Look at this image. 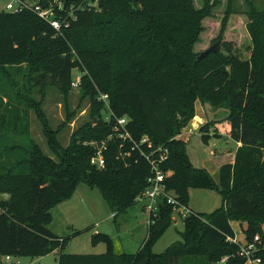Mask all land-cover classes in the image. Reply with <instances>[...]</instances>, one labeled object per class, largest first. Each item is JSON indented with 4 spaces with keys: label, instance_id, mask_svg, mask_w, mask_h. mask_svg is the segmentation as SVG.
Segmentation results:
<instances>
[{
    "label": "trees",
    "instance_id": "1",
    "mask_svg": "<svg viewBox=\"0 0 264 264\" xmlns=\"http://www.w3.org/2000/svg\"><path fill=\"white\" fill-rule=\"evenodd\" d=\"M23 1L50 6L53 0ZM64 3V10H56L60 30L30 8L0 11V89L10 85L5 76L13 67L18 74L27 73L35 86H56L66 93L74 82L73 71L79 69V86L89 77L96 102L92 120L77 130L67 148L58 145L55 133L48 135L50 128L45 130L54 157L40 151L29 137L27 125L10 123L12 134L2 135L4 146L20 161L0 174V193L9 195L0 200V263L4 264L2 257L44 256L61 249L58 264H180L187 257H206L212 264L225 256L229 258L223 264H244L239 245L228 241L236 236L232 218L247 219L242 228L247 240L259 235L264 242V227L258 223L264 221V47L258 42L251 13L245 12L252 44L248 57L225 40L232 15L240 13L229 11L213 41L218 42V51L199 60L193 57L202 53L196 51V45L214 13L197 9L193 0ZM95 26H104V32L100 34ZM212 56L218 60L208 63ZM108 71L112 75L109 81L104 78ZM212 85L215 93L209 90ZM101 94L109 95L108 102L100 99ZM205 96L214 105L229 108L227 134L241 143L234 154L219 161L217 177L194 166L188 142L174 138L188 120L180 122L175 131L168 120L171 101L190 108L186 114L193 118V102ZM19 102L29 108L23 100ZM5 105L11 108L13 98ZM123 116L129 117L128 129L135 139L148 135L154 146L169 148L170 157L161 166L171 170L166 184L179 203L189 207L193 187L216 190L224 204L212 214L184 218L182 241L163 253L154 252L153 245L178 212L166 201L158 203V218L150 226L154 230L137 252L116 253L112 238L99 233L93 242L107 243L106 253H64L67 240L48 227L53 219L50 210L70 199L80 184L98 189L115 219L137 203L136 197L149 185L151 165L141 154L148 150L147 144L131 150L127 143L123 150H130L131 156L119 158L121 142L115 137L105 152L106 166L101 169L91 163L96 154L91 142L107 139L116 119ZM200 131L206 144L225 135L216 129L206 131L205 126ZM8 155L1 154L0 161L10 159L12 154ZM262 246L259 254L264 264Z\"/></svg>",
    "mask_w": 264,
    "mask_h": 264
},
{
    "label": "rangeland",
    "instance_id": "2",
    "mask_svg": "<svg viewBox=\"0 0 264 264\" xmlns=\"http://www.w3.org/2000/svg\"><path fill=\"white\" fill-rule=\"evenodd\" d=\"M193 2L197 9L207 8L214 13V16L205 22V30L201 41L196 45V51L203 52L215 44L213 41L220 33L221 19L229 11L240 13L232 15L225 40L229 39L238 53L246 57L250 55L252 44L246 30L248 17L245 14V12H250L258 42L264 47V0H193ZM10 3L17 5L18 0H0V11H8L7 5ZM95 28L100 30V34L104 32V26H95ZM222 50L225 54L226 49L223 47ZM193 57L197 58L199 54ZM213 60H218V58L212 56L208 59V63H212ZM22 66L26 67L25 64ZM10 72L11 74L5 76L10 85L4 90L0 89V155L8 153V156L10 154L12 156L10 159L0 161V174H4L20 161L14 155L15 153H12V150L3 143L2 135L12 134L11 129H8L10 123L15 127L27 125L29 137L39 146L40 151L47 156L54 157L49 144L50 138L45 130L50 128L48 135L54 136L55 133L58 145L67 148L73 144L77 130L90 123L96 110L95 94L89 89V77L81 86L72 85L68 92L62 93L56 86H35L29 80L27 73L18 74L13 67L10 68ZM73 74L74 81L79 82L82 72L76 69ZM104 78L107 81L112 80L109 71L104 73ZM209 90L216 92L213 85ZM10 98L14 101L11 108L5 105ZM204 98L206 100L196 98L193 102V118L186 114L190 108L171 101L168 107V120L173 131L178 129L180 122L188 120L181 132L174 134V138L182 139L183 136L182 140L188 142V153L194 166L214 172L219 166V161H224L225 155H229L234 149L235 140L227 136L230 126L227 119L229 108L224 104L214 105L209 98L206 96ZM19 100L26 102L29 108L21 105ZM201 126H205L206 131L213 132L216 129L225 135L223 138H213L209 144H206L202 140ZM217 174L216 171V177ZM2 198H9V195L0 193V200ZM188 204L189 210L209 215L221 208L224 202L223 197L216 190L192 187L189 189ZM146 206L147 201L137 202L115 219L100 191L86 184H80L70 199L58 202L50 210L53 219L48 227L55 234L67 240L64 253H106L107 243L93 242L97 234L103 233L102 237L112 238L116 253L132 254L138 251L149 237L150 232L154 230L147 226ZM232 223L236 236L243 240L245 235L240 224L244 223L247 226V219L237 218L236 221L232 218ZM258 223L262 228L264 227V221ZM184 229V218L178 211L174 214L173 224L153 245V251L163 253L168 247L182 241L181 233ZM61 251L58 249L44 256H14L8 264H58ZM180 264H209V262L206 257H187L183 258ZM212 264L223 263L219 261Z\"/></svg>",
    "mask_w": 264,
    "mask_h": 264
},
{
    "label": "built area",
    "instance_id": "3",
    "mask_svg": "<svg viewBox=\"0 0 264 264\" xmlns=\"http://www.w3.org/2000/svg\"><path fill=\"white\" fill-rule=\"evenodd\" d=\"M92 5L89 7L91 8ZM97 6V4H93ZM25 8H30L35 11L39 16L52 24V26L60 30L62 27L61 20L56 18V10H64L65 3L64 0H53L50 6H44L40 3H30L23 0H18V4L14 5L12 3L7 5V10L11 12H21ZM73 7H71L72 9ZM74 14V13H71ZM73 86H79V82H73ZM109 95L101 94L100 99L108 102ZM130 122L129 117L123 116L116 119L114 124V132L107 138L101 141L91 142L92 145L96 148V154L92 157L91 163L96 165L98 168H104L106 166L105 152L109 150V141L117 137L120 144V155L119 158H125L131 156L130 150H123L126 148V144L130 145L131 150L140 149L143 144L148 145V150H141L143 157L151 165V174L148 177V187L136 197V201H147V206L145 208L147 213L146 223L150 227L154 224L158 218V203L160 201H166L168 204H174L177 211L180 212V215L183 218L196 212L189 210V207H186L179 203L175 196L170 193L167 188L166 180L171 170L165 171L162 168V164L165 163L170 157V150L165 146H154L151 138L148 135L142 136L140 141L135 139L131 132L128 129V124ZM228 241L239 245L240 250L238 255L241 256L245 261L244 264H263V259L260 256V252L263 249L264 242L262 241L259 235L255 236L252 240H247L245 237L243 240L235 237H229ZM229 256L222 258L221 262L225 263L228 260ZM7 260H11L10 256L6 257Z\"/></svg>",
    "mask_w": 264,
    "mask_h": 264
},
{
    "label": "water",
    "instance_id": "4",
    "mask_svg": "<svg viewBox=\"0 0 264 264\" xmlns=\"http://www.w3.org/2000/svg\"><path fill=\"white\" fill-rule=\"evenodd\" d=\"M217 51H218V42H216L213 46H211V47L208 48L207 50L203 51V52L199 55L198 59H199V60H202V59L206 58L209 54H211V53H216ZM240 227H241V229H242V228L244 227V224L241 223V224H240Z\"/></svg>",
    "mask_w": 264,
    "mask_h": 264
},
{
    "label": "crops",
    "instance_id": "5",
    "mask_svg": "<svg viewBox=\"0 0 264 264\" xmlns=\"http://www.w3.org/2000/svg\"><path fill=\"white\" fill-rule=\"evenodd\" d=\"M228 136V135H227ZM182 139H183V136H182ZM187 140V139H186ZM241 146V143L240 142H237V141H235V146H234V149H232L230 152V154H234L235 152H236V150L239 148ZM199 168V167H198ZM210 171V170H209ZM216 171L218 172L219 171V166H218V168L216 169ZM216 171H214L215 173H216ZM214 176H215V173L214 172H212V171H210ZM216 177V176H215ZM2 199H6V198H2ZM2 260H4V263L5 264H8L9 263V261H11V260H7L6 259V257H2Z\"/></svg>",
    "mask_w": 264,
    "mask_h": 264
}]
</instances>
